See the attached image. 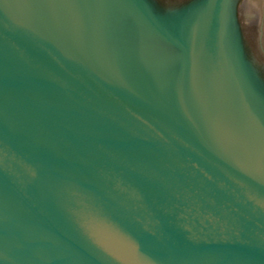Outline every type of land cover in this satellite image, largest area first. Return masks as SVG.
Wrapping results in <instances>:
<instances>
[{"label": "water", "instance_id": "water-1", "mask_svg": "<svg viewBox=\"0 0 264 264\" xmlns=\"http://www.w3.org/2000/svg\"><path fill=\"white\" fill-rule=\"evenodd\" d=\"M0 264H264V0H0Z\"/></svg>", "mask_w": 264, "mask_h": 264}, {"label": "flooded vegetation", "instance_id": "flooded-vegetation-1", "mask_svg": "<svg viewBox=\"0 0 264 264\" xmlns=\"http://www.w3.org/2000/svg\"><path fill=\"white\" fill-rule=\"evenodd\" d=\"M161 1H164V0H161ZM239 10H240V12H239ZM238 13H239V14L241 13V7L239 8V6H238ZM240 16H241V14H240ZM245 39H246L247 47H248L250 50L255 51L254 46H252L251 42L249 41V39H248V37H247V34H245Z\"/></svg>", "mask_w": 264, "mask_h": 264}]
</instances>
